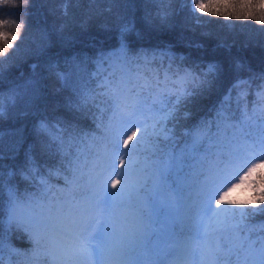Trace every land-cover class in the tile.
<instances>
[{
	"label": "snow or ice",
	"instance_id": "1",
	"mask_svg": "<svg viewBox=\"0 0 264 264\" xmlns=\"http://www.w3.org/2000/svg\"><path fill=\"white\" fill-rule=\"evenodd\" d=\"M185 2L191 5L192 13L198 11L225 19L251 18L264 25V0ZM9 6L18 7L17 0H0V10ZM23 28L22 21L0 16V56L7 55L15 46ZM133 30L131 22L118 26L121 42L111 55L120 61L123 74L103 82L102 102L112 117L103 141L99 146H91L94 158L90 167L85 171L77 163L73 178L66 181L68 196L58 200L54 209L48 205L38 216L22 214L20 209L30 207L31 201L22 200L10 191L7 223L10 228L15 226L26 232L36 250L42 248L45 232L55 233L63 251L57 254L55 241L44 250L55 264H193L192 257L198 252L200 264H217V253L224 240L217 236L213 247L210 237L229 228L238 229L239 223L231 221L237 213L242 221L249 207L253 213H264V208L259 207L264 205V108H254L252 115L245 113L239 124L229 123L223 109L217 111L214 136L211 125L186 133L190 143L179 153L162 152L160 159L148 165L152 173L145 177L143 169H137L139 157L135 154L149 135L162 137L164 141L174 139L175 131L167 123L174 119L178 106L194 94L187 84L197 77L192 69L183 67L184 57L167 53L162 54L169 59L164 79L146 74L150 63L147 55L129 56L128 45L123 41V36ZM141 59L144 68L137 64L133 70L132 61ZM177 60L172 78L169 72ZM217 70L216 64L207 65V70L200 73L204 78L200 83H208L209 74L215 76ZM241 83L247 82L237 81L233 87ZM173 96L174 100L167 99ZM257 96L264 98V92ZM95 100V94H82L77 106L83 108ZM156 104L163 114L150 126L138 120L143 110L151 111ZM0 115H3L2 93ZM252 124L259 128L256 135L244 131V126ZM221 125L231 129V134L222 132ZM84 138L87 139V134ZM207 140L215 143L205 148ZM185 168L189 171L184 172ZM21 175L25 180L29 178ZM237 190L248 195H234ZM155 206L176 209V214L166 222V229L160 230L166 233L165 238L152 244V236L158 235L153 220ZM242 246V242L237 245ZM252 264H264V248L252 257Z\"/></svg>",
	"mask_w": 264,
	"mask_h": 264
},
{
	"label": "trees",
	"instance_id": "2",
	"mask_svg": "<svg viewBox=\"0 0 264 264\" xmlns=\"http://www.w3.org/2000/svg\"><path fill=\"white\" fill-rule=\"evenodd\" d=\"M159 1L151 0L155 6L161 3ZM148 2L27 0L25 3L17 0L18 7L0 10V16H11L24 23L15 46L7 55L0 56V93L3 94V115H0L2 259L27 264L31 259L39 258L28 251L32 245L28 234L15 226L10 228L7 223L10 191L23 200L28 195H37L43 186L49 185L47 187L55 194L68 195V179L61 173H70L71 166L77 169V163L81 167L88 161L87 156L93 151L87 144L90 137L95 134L98 138L90 141L96 142L104 137L111 120L110 110L102 102L104 90L95 81L93 70L96 59L105 50L119 48V25L134 24V30L123 36L133 57L142 52L161 54L151 56L147 72L158 70L165 60H168V68L169 59L162 54L169 51L170 56L184 57L183 67L196 74L197 79L187 84V89L194 94L178 106L174 119L168 121L171 123L169 128L175 131L174 139L164 141L160 138L164 149L170 152L179 153V146L190 143L191 138L186 133L200 126L211 125L212 128L215 125L213 111L226 89H234L237 81H246L241 84L248 86L246 95L250 97V87L264 82V37L259 36L264 34V25L259 24L252 32L246 29V23H252L250 18L236 19L244 26L246 35L225 32L229 37L225 35L218 39L211 32L224 28L225 25L218 24L219 16L204 17L209 21L207 26L204 18L195 22L186 15L185 12L191 11L185 0H171L162 14L170 13L168 21L151 23L148 11L152 5L147 7ZM202 15L207 14L195 16ZM199 30L201 33L197 32ZM178 63V60L173 62L174 71ZM209 64L218 66L217 73L215 76L209 74L208 83L201 84L200 80L204 78L200 73L206 71ZM241 77L245 78L239 79ZM82 94H95L96 100L86 107H78ZM152 109L162 113L159 104ZM234 109L233 115L238 118L245 113L252 115L251 105L237 103ZM182 111L190 114L188 119L183 118ZM253 128L257 126H245L249 133ZM22 173L29 178L25 180ZM228 215L231 218L232 213ZM231 222L239 223V228L231 233L239 240L236 246L245 241L244 236L264 233V213L248 211L242 221L237 213ZM16 246L26 250L15 254L10 249Z\"/></svg>",
	"mask_w": 264,
	"mask_h": 264
},
{
	"label": "rangeland",
	"instance_id": "3",
	"mask_svg": "<svg viewBox=\"0 0 264 264\" xmlns=\"http://www.w3.org/2000/svg\"><path fill=\"white\" fill-rule=\"evenodd\" d=\"M159 2H161V3L159 5H156V6L151 2V0H149V2L146 3L147 7H148V4L152 5L150 10L148 11V12H150V15H151L148 17V19L151 23L159 22L161 20L168 21V19L170 17V15H169L170 13L165 15V16H162V14L165 11L164 8L169 7L168 5L170 4L171 0H160ZM189 7H191V5H189ZM172 9H174V7ZM185 13L188 17H190V19L192 21H195V22L198 20L200 21V19H202L204 17L209 19L208 15H205V16L202 15V17L195 16L196 14L199 13L198 11L196 13H192V12H185ZM195 17H198L199 19H194ZM173 18L176 20L177 16L174 15ZM251 21H252V23H250V24L246 23L247 24L246 29H248V31L253 32L254 30H252V29L255 28L256 26H259V23L253 19H251ZM203 22L207 25V23L209 21H206L204 18ZM218 22H219L218 23L219 25L222 24L225 26L221 30L219 29L216 31L214 30V32H211V35L213 37H217L218 39H222L225 35H227V36L229 35V33L226 34L225 32H230L233 35L234 34H240V32H242L243 34L246 35V32H245L246 30L244 29V26L234 18L225 19L224 17H220L218 19ZM189 27L192 28V25ZM197 32L201 33V30H199ZM206 33H207V30L204 34H206ZM259 36H261V38H263L264 34H261ZM168 52L166 51L167 54H168ZM158 54H160V53L155 52V55H158ZM150 55H152V54L150 53ZM103 56L105 58H103ZM105 59H107V60L105 61ZM95 64H96V67L99 68V69H97V71L98 72H99V70L102 71V72H99L100 77L98 78V82H102V84L105 80H109V78H108L109 75H111V77H112L111 79L114 80V79H118L119 75L123 74L122 72L120 73V71L115 68L116 65L120 66V61L116 57L112 56L110 52L105 51L102 56H100L99 58L96 59ZM244 78L245 77H241L239 79H244ZM246 89H248L247 85L240 84L239 87H235L234 89L229 88L222 94L221 101H219V104L216 105V107L213 111L214 124H215L211 128V131H212L211 134L213 136L217 132V128H216V122H218L217 111L223 109L225 115L228 117V122L232 123V124H238L236 122H240L241 117L238 118L237 116L233 115V113H235L234 105L239 103L240 100H241V106H245L246 102H250L251 108H252L251 113H253L254 108H256V109L264 108V98L257 96V93L264 92V82H259L258 85L253 84L250 87V90L252 91L250 98H248L247 95L245 96L243 94V92H245ZM229 90H231L230 95H229ZM246 97H247V100L245 99ZM251 97H253V98H251ZM185 112L186 111L181 112V113H183L182 114L183 118L188 119V116H190V114H186ZM162 114H163V112L158 113V111L154 112V110H151V111L143 110L141 115L138 116V120H140L142 123H147L150 126L152 121L156 117H158L159 115H162ZM170 125H171V123L168 122L167 127L169 128ZM258 130H259L258 127L255 129L253 128L251 134L252 135L258 134V132H259ZM150 131H151V129H150ZM221 131L222 132L227 131L229 135L231 134V129H224L223 125H221ZM244 131L246 132L245 126H244ZM93 138H98V137L94 134L89 139L93 140ZM160 138H162V137H156V136L149 135L148 137L145 138V141L139 147V151L135 154L136 156L139 157V164L137 165V169L138 170L143 169L142 174L145 177L150 176L152 173V168L149 167L148 165H150L152 161L160 159L162 152H170L167 149H164L163 141ZM103 139H104V137L99 138L98 139L99 141H97V142L87 140V144L89 143V146H92V145L99 146L100 142H102ZM214 143H215V140H208V141H206V144L204 145V147L205 148L210 147ZM182 148H183V146H179L178 151L180 152V150ZM213 151H214V149H213ZM92 152H94V150ZM172 152H174V151L172 150ZM201 154L202 155L204 154L203 151L201 152ZM87 157H88V161L84 165L81 166V168H83L85 171H87V169L90 167L91 162L94 158V154H90ZM75 170L76 169H74L71 166L70 173L63 172L61 174L66 179L71 180V178H73V172ZM188 171H189V169H187V171H184V172H188ZM180 175H181V178H183L184 173L182 172ZM46 186H49V185H46ZM149 186H151L150 181H149ZM40 191L43 192L41 195H38V196L30 195V196H26L23 199L25 201L30 200L31 205H30V207L20 209L22 214H24V215H36V216L41 215L42 212L47 208L48 205L51 204L53 206V209H54L55 204L58 200H63L68 196V195H66L64 197V196H59V195L55 194L54 196L51 197L50 193L47 189H44V191H43L41 188ZM234 195L244 196V195H248V193L246 191H243V190H237V193H235ZM149 202L152 203L151 200ZM41 206H44V207L42 208ZM259 207L264 208V205H260ZM9 210H10V206H9L8 211H7V217L9 214ZM247 211L252 212L253 210L249 207ZM175 214H176V209L160 208L159 206L154 207L153 220H154V227L157 230L158 235L152 236V238H151L152 244L157 243L158 239L165 238L166 233L164 231H160V230L166 229V227H167L166 222L170 221L172 216H174ZM236 230H237V228H229L228 231H226L222 234L215 233L210 237V243L213 245V247L215 246V240H216L217 236H222L223 240H224V243L222 244V248H221L220 252L217 253V264H252V257H254L255 254L261 248H264V233H259V234H256L255 236H251V237L244 236L243 239L245 241L242 242L243 246L237 247L236 244L239 242V240L234 239V237L231 236V233L234 234ZM255 237H256V239H255ZM53 241H55V243H56L57 254H60L63 251V244H62V242L59 241V238L53 232H45V238L43 241L42 248L40 250H36L34 242H32V245L30 246V248L28 250L31 252V255L36 256V257H41L42 259H44V260H41L40 264H55V261L53 260V258L49 255H46L45 251H44L45 249H47L50 246V244ZM192 260H193V264H200V253L198 252L195 256H193ZM36 263H38L37 260H31L27 264H36ZM4 264H12V263L6 261Z\"/></svg>",
	"mask_w": 264,
	"mask_h": 264
}]
</instances>
